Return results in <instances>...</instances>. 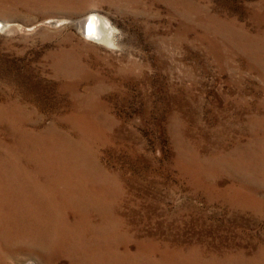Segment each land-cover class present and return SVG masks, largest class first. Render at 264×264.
<instances>
[{
    "label": "rangeland",
    "instance_id": "obj_1",
    "mask_svg": "<svg viewBox=\"0 0 264 264\" xmlns=\"http://www.w3.org/2000/svg\"><path fill=\"white\" fill-rule=\"evenodd\" d=\"M29 259L264 264V0H0V264Z\"/></svg>",
    "mask_w": 264,
    "mask_h": 264
},
{
    "label": "bare ground",
    "instance_id": "obj_2",
    "mask_svg": "<svg viewBox=\"0 0 264 264\" xmlns=\"http://www.w3.org/2000/svg\"><path fill=\"white\" fill-rule=\"evenodd\" d=\"M85 22V21H84ZM81 23V24H83L82 25V28L83 29H86V31H85V34H86V36H92V38L94 37V38H102L103 40L102 41H104V40H106V41H109L108 39H109V37H111L110 35L112 34V31H110V32H103L104 33V35L103 34H101L100 35V32H101V30L99 31V27H98V25H97V22H96V17L95 16H91V17H89V19H88V24H86V23ZM107 26V25H106ZM101 29V28H100ZM110 29V28H109ZM88 36V37H89ZM98 40V39H97ZM40 200V199H39ZM97 261V260H96ZM22 264H38L37 263V261H33L32 259H29V260H27V261H25V262H23Z\"/></svg>",
    "mask_w": 264,
    "mask_h": 264
}]
</instances>
